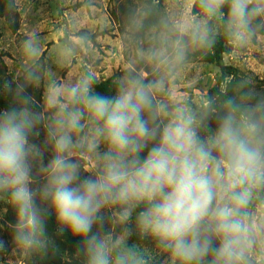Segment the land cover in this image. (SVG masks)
Returning a JSON list of instances; mask_svg holds the SVG:
<instances>
[{
    "label": "clouds",
    "instance_id": "obj_1",
    "mask_svg": "<svg viewBox=\"0 0 264 264\" xmlns=\"http://www.w3.org/2000/svg\"><path fill=\"white\" fill-rule=\"evenodd\" d=\"M158 6L145 0L128 34L151 71L130 67L112 95L90 71L42 85L38 39L22 42V76L4 85L14 106L0 111V202L15 212L11 242L24 256L53 246L54 214L58 236L81 238L83 264H264V94L242 81L193 103L171 88L191 52L221 36L242 47L264 30V0ZM75 54L66 44L59 57ZM38 85L39 108L27 93ZM133 235L152 248L129 244Z\"/></svg>",
    "mask_w": 264,
    "mask_h": 264
},
{
    "label": "rangeland",
    "instance_id": "obj_2",
    "mask_svg": "<svg viewBox=\"0 0 264 264\" xmlns=\"http://www.w3.org/2000/svg\"><path fill=\"white\" fill-rule=\"evenodd\" d=\"M20 15V27L12 34L3 19H0V72L2 77L12 81L22 76L24 57L21 46L24 39L35 35L42 50L43 68L41 84L50 79L75 82L85 71L95 73L100 83L114 76L115 80L130 67L149 73L151 69L137 62L136 54L128 42L130 18L140 10L145 0H15ZM177 0H159L157 13L174 10ZM81 36L87 40L82 42ZM222 36L217 39L219 41ZM76 48V54L66 62L59 53L66 45ZM222 62L224 82L238 78L239 84L250 82L257 92L264 94V30H261L245 46L238 47L225 39ZM191 52L184 67L171 84L176 98L195 102L200 96L208 95L209 89L217 84L220 69L215 64L204 62L200 56ZM213 53V51H211ZM41 94L40 101L34 98V104H42L43 88H35ZM237 92V88H235ZM28 95L32 96L27 90ZM44 131L40 129L38 143L43 142ZM46 151L44 162L50 158ZM0 202V240L5 241V250L0 251V264H32L34 256H24L13 248L11 232L8 227L15 222L14 210ZM54 215V214H52ZM9 218V219H8ZM110 225H104L107 231ZM95 230V229H94ZM129 244L137 243L152 248L148 241H140L133 235ZM62 258H69L66 252Z\"/></svg>",
    "mask_w": 264,
    "mask_h": 264
},
{
    "label": "trees",
    "instance_id": "obj_3",
    "mask_svg": "<svg viewBox=\"0 0 264 264\" xmlns=\"http://www.w3.org/2000/svg\"><path fill=\"white\" fill-rule=\"evenodd\" d=\"M0 19H3L7 28L11 31L12 34H16L20 27V15L15 7L11 12L5 11L3 8V0H0ZM155 19V16L153 17ZM225 39L221 38L219 41H216L215 45L211 48L199 50L195 52L194 55L200 56L201 59L209 64H215L220 69V76L217 81V84L209 89L208 95H220L227 93L229 95H234L239 91L237 85L239 80L236 77L225 84L223 91L220 90V83L224 82V66L222 62V54L224 53L223 43ZM213 51V53H211ZM43 68L42 58L38 61ZM42 78V74H41ZM114 76L101 81L96 85V89L99 92H102L106 95L114 94ZM8 82L14 81L8 79L7 77H2L0 72V111L8 109L11 106H14L12 97L4 91V85ZM237 88V92L235 91ZM30 94L33 95V98H36L37 101H40L41 94L34 87L27 88ZM37 108V104H35ZM11 210V208H8ZM8 210V211H9ZM9 219V218H8ZM57 224L55 220V215L50 214L47 219V232L51 240L53 241V246L49 247L46 254L43 255H34L32 264H83V257L77 255L78 246L82 244L80 237H73L69 232L65 231L63 236L57 235ZM66 252L70 255L69 258H62L61 253Z\"/></svg>",
    "mask_w": 264,
    "mask_h": 264
}]
</instances>
